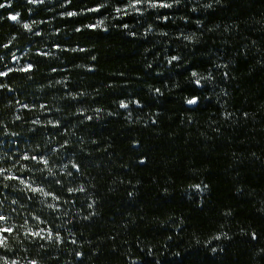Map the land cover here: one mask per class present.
I'll list each match as a JSON object with an SVG mask.
<instances>
[{
  "label": "trees",
  "instance_id": "1",
  "mask_svg": "<svg viewBox=\"0 0 264 264\" xmlns=\"http://www.w3.org/2000/svg\"><path fill=\"white\" fill-rule=\"evenodd\" d=\"M157 2L0 0L8 260L264 264V0Z\"/></svg>",
  "mask_w": 264,
  "mask_h": 264
},
{
  "label": "clouds",
  "instance_id": "2",
  "mask_svg": "<svg viewBox=\"0 0 264 264\" xmlns=\"http://www.w3.org/2000/svg\"><path fill=\"white\" fill-rule=\"evenodd\" d=\"M45 2V0H27V3L28 4H31V5H37V4H43ZM68 2L70 3L71 0H68ZM139 4H145L147 5L149 8H157V7H162V8H170L172 5L169 4V3H158L157 0H129V4L127 6V10H128V14H131V12H139L140 9L137 8L136 6L139 5ZM8 7H11V3H9L7 5ZM5 5L4 4H0V8H4ZM105 7V5L101 4V5H98L96 8H90V9H87V11L89 12H96V11H99L101 8ZM206 7H210V5H207ZM29 11L31 12V9H29ZM115 12L117 13V15L119 16L120 14L124 13L125 12V9L121 8V7H116L115 8ZM63 15L65 16H68V17H75V16H78L80 15V13H77L75 11H70V12H67V13H64ZM16 17L15 20H11L12 22L16 23L17 25H19L20 27H22L24 30L26 31H31L32 28H33V25L36 24L37 22L36 21H31V22H26V21H23L21 19V13L20 12H16L15 14H10L9 17ZM115 18V17H114ZM165 19H167V17H165ZM108 20V17L105 16L103 19H100L96 22V24H86L84 25L83 27L85 28H89V29H100L102 28L104 31H107V25H106V21ZM125 28L128 27V25H124ZM82 29L81 28H76V31L79 32L81 31ZM37 35H39V33H37ZM189 39H191V37H189ZM72 51H86V49H72ZM92 59H95V57H92ZM175 59H178V57H172L171 60H175ZM171 60L169 62H171ZM55 71V70H53ZM193 76H196L197 73L193 72L192 73ZM64 81H56V83L60 84V83H63ZM197 84L200 83L199 80L196 81ZM6 85H0V87H5ZM196 101H195V98L193 99H190V100H187V103L188 104H194ZM120 106L122 108H127L128 107V104L127 103H124L123 101L120 102ZM24 107H28L27 105H24ZM97 112L100 111V109H97L96 110ZM131 114H129L130 116ZM16 119H21L20 116H17ZM89 119H91V117H89ZM33 123L35 124H39L41 123L38 119L33 121ZM48 124H53L54 122L49 120L47 121ZM48 172L49 174H53L52 172V169L51 168H48ZM199 187V186H197ZM80 191H83V187H81L79 189ZM71 191V189H70ZM89 207H93L92 204L89 205ZM10 227H14L13 226H10ZM25 228H28V225L25 224L24 225ZM29 231H31V229H29ZM42 231V230H41ZM40 234V232H37ZM220 237L217 236L216 239H219ZM15 240L19 241V236H16L14 237ZM49 239H51V235H49ZM4 249H7L9 251H11V245L9 243L5 244L3 246ZM215 251V250H214ZM34 261L31 262V264H33ZM0 264H20V262L18 260H8V258H6L5 256H2L0 255Z\"/></svg>",
  "mask_w": 264,
  "mask_h": 264
},
{
  "label": "snow or ice",
  "instance_id": "3",
  "mask_svg": "<svg viewBox=\"0 0 264 264\" xmlns=\"http://www.w3.org/2000/svg\"><path fill=\"white\" fill-rule=\"evenodd\" d=\"M2 4V3H0ZM9 20H15L16 17H8ZM5 47H7V45H5ZM19 71H23V72H29L32 70V65L29 64L26 67L20 68L18 69ZM13 71V69H8L7 71H0V77H7L9 75V73ZM24 159H37L36 157H24ZM43 163L46 165L48 163L47 160H44ZM8 171L6 169H2L0 168V178H6L7 180H18L20 181V183H25L24 181L20 180V178L18 176H12V175H8L5 176V172ZM26 188L30 189L33 193H42L44 196H52V193L49 192H45L43 188L40 187H33L32 184L28 183L25 185ZM13 203H15V201H13ZM54 205L50 204L49 207H53ZM8 220V217L0 214V248H3V246L5 244L8 243L9 237L10 235L15 231V229L13 227L10 226H5V223ZM32 235H36L39 236L40 234L35 232V233H31ZM51 235V234H50ZM33 264H36V262L34 261Z\"/></svg>",
  "mask_w": 264,
  "mask_h": 264
},
{
  "label": "water",
  "instance_id": "4",
  "mask_svg": "<svg viewBox=\"0 0 264 264\" xmlns=\"http://www.w3.org/2000/svg\"><path fill=\"white\" fill-rule=\"evenodd\" d=\"M196 101V100H195ZM197 102V101H196ZM196 102L194 104H189L190 106H195L196 105Z\"/></svg>",
  "mask_w": 264,
  "mask_h": 264
}]
</instances>
